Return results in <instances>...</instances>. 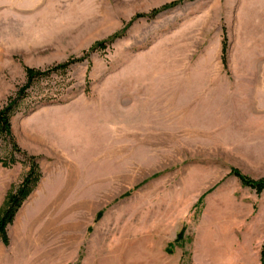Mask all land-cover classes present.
Segmentation results:
<instances>
[{"label":"rangeland","instance_id":"obj_1","mask_svg":"<svg viewBox=\"0 0 264 264\" xmlns=\"http://www.w3.org/2000/svg\"><path fill=\"white\" fill-rule=\"evenodd\" d=\"M12 102L0 264H264V0H0Z\"/></svg>","mask_w":264,"mask_h":264},{"label":"trees","instance_id":"obj_2","mask_svg":"<svg viewBox=\"0 0 264 264\" xmlns=\"http://www.w3.org/2000/svg\"><path fill=\"white\" fill-rule=\"evenodd\" d=\"M65 65H61L63 68ZM29 80H31L36 74L33 71H29ZM40 74V73H39ZM15 109V102L9 104L5 109L0 110V131L3 134L11 135V115L13 114V110ZM237 176H239L242 181L253 188L258 190L264 189V179L262 180H251L243 176L239 171H234ZM34 176L33 169L29 173L28 177L24 181L23 185L20 189L11 196L9 207L6 210L5 214L0 219V237H2L5 241H7V233L6 227L9 223L13 221L15 213L20 208L22 201L28 196L31 191V178Z\"/></svg>","mask_w":264,"mask_h":264}]
</instances>
